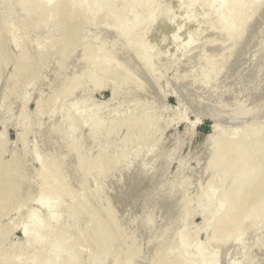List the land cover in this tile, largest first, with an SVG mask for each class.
Here are the masks:
<instances>
[{
	"label": "rangeland",
	"instance_id": "obj_1",
	"mask_svg": "<svg viewBox=\"0 0 264 264\" xmlns=\"http://www.w3.org/2000/svg\"><path fill=\"white\" fill-rule=\"evenodd\" d=\"M11 1L0 0V7L6 13L2 21L4 28L0 29V164L16 159L21 180L16 181L17 191L0 203V264H94V261L95 264H167L166 260L168 264H180L172 261L185 251V256L196 264L201 254L212 257L207 260L210 264H264V196L255 200L252 211L246 207L253 201L251 198L264 190V146H261L264 144V11H261L264 0H244L247 6L242 9L238 6L242 2L236 4V0H123V3L104 0L102 7L98 3L101 0H86L88 6L83 4L90 12L83 8V0L81 3L77 0L85 15L95 11L93 14L97 17L91 14L89 18L96 19L87 23L83 18L84 28L80 27L83 39L79 35L73 45L61 43V38L77 29L72 25L73 19L55 21L48 12L46 16L39 15L37 22L28 23L27 11L17 4L9 9ZM16 1L19 0L12 2ZM51 1L56 0L40 2ZM245 7L246 11L242 12ZM133 10L136 18L137 15L141 18L132 19V16L135 18L131 15ZM255 11L259 17L253 21L250 15L252 12L255 15ZM189 12L193 14L188 18L187 28L176 31ZM12 23L15 28L10 27ZM179 35L182 41L189 37L192 50L191 47L184 48L185 52L182 50V43L175 38ZM97 48L102 55L98 54L95 60ZM109 48L114 53L117 50L118 61L113 55L112 62L103 60L105 55L109 58L110 54H105ZM30 61L32 67H28ZM95 70L96 83L92 74ZM13 73L17 83L13 81ZM119 74L121 80L117 78ZM233 128L248 130L236 136L232 132L237 129ZM218 133L222 139L235 140L245 135L248 140L238 148V158L235 155L238 168L235 165L231 169L237 163L234 157L227 163V157L216 159L224 148L223 141L213 143ZM241 151L243 158L246 155L244 160H241ZM257 154L260 157L255 159ZM214 160L220 162L219 165L216 162V168ZM243 162H250L249 168ZM222 166L230 167V173L226 174ZM99 168L104 170L101 172ZM236 168L242 175L238 173L236 177L235 173V183L234 179L232 183L239 182L240 194L235 191L236 186L230 188L228 179ZM79 170L85 171L86 176ZM59 172L65 173L66 183L65 175L60 176ZM216 172L221 175L215 176ZM82 176L88 180L79 182ZM80 185L84 188L78 189ZM233 190L237 195L234 204L232 199L231 212L228 203ZM43 192L53 194L52 198L46 195V205ZM61 193L62 198L57 201ZM106 207L112 213L104 210ZM248 212L249 215L256 213L251 222ZM239 213L241 217L237 218ZM34 216L39 220L36 231ZM228 216L233 218L227 222ZM244 217L249 223L242 220ZM215 218L220 219L217 225L212 220ZM240 220L244 221L240 225L244 229L236 233ZM100 224L113 233L110 247L102 248L104 237L100 234ZM244 224L246 229L242 227ZM126 225L131 228L128 230ZM123 228L128 231L123 232ZM34 232L48 236L47 241L36 243ZM78 233L85 237L82 234L78 240ZM28 234L31 238L27 239ZM181 234H187L186 248L181 244L184 237ZM214 237L219 243L213 242ZM119 239L123 249L117 245ZM169 245L171 253L167 251ZM62 246L63 252L58 249ZM112 248L115 253L110 252ZM124 258L126 263L122 262Z\"/></svg>",
	"mask_w": 264,
	"mask_h": 264
},
{
	"label": "bare ground",
	"instance_id": "obj_2",
	"mask_svg": "<svg viewBox=\"0 0 264 264\" xmlns=\"http://www.w3.org/2000/svg\"><path fill=\"white\" fill-rule=\"evenodd\" d=\"M7 1V0H6ZM13 1V0H12ZM10 2V3H8V6H9V9L10 8H12L11 6H13V5H15V4H17V5H19L20 6V8L22 9V10H25V11H27V17H26V21H28V23L30 22V23H35V22H37L39 19H38V17H39V15H45L46 13H50L52 16H54V19H55V21H56V19H60V21L59 22H61L62 21V19H66V18H71V19H73L74 21L72 22V25H73V27L75 28H77V29H75L74 30V32L73 33H68V34H66V36L64 37V38H61L62 39V41L63 42H61L62 44L64 43V44H66V45H73L74 43H76L78 40V38H80L79 37V35H81V38H82V34H81V32H82V27L81 26H83V28H84V24H83V22H84V19L83 18H85L86 19V22L85 23H87V20H91L92 21V19L94 18V19H96L95 17H97V15H95V14H93V13H95V11H93V13H91L92 15H95V17H93V18H89V17H92V16H90L91 14L89 13V14H87L88 12H90L89 10H88V8H87V4L86 3H88V2H85L86 0H83L84 2H82V5H83V8H87L86 10L88 11L86 14L88 15V17H87V15H85L84 14V12H83V10L85 11V9H83L82 8V5H80L79 6V4L81 3V1H80V3H78V2H76L77 0H56V1H51V2H48V3H42V2H40V1H42V0H19V1H16V2ZM58 1V2H57ZM77 3H75V2ZM98 1V0H97ZM103 1V2H102ZM240 1L242 2V5L240 4V5H238V6H240L241 7V9L243 8V6L245 5V3H244V0L242 1V0H238V2H237V0H236V4L237 3H240ZM119 2H121V1H119ZM139 2V1H138ZM246 2V1H245ZM83 3H85L87 6L86 7H84V4ZM99 4H100V6L102 5V3H104V0H101V1H99L98 2ZM108 3V2H107ZM122 3H123V0H122ZM244 3V4H243ZM248 2H246V4H247ZM40 4V5H39ZM98 4V5H99ZM135 4V3H134ZM139 4V3H138ZM136 5V4H135ZM143 5H144V3H143ZM263 5V4H262ZM262 5L260 6L259 5V9L261 10V8L263 9V7H262ZM38 6H40V7H38ZM131 6H132V4H131ZM136 6H138V5H136ZM245 6H247V5H245ZM264 6V5H263ZM102 7V6H101ZM109 8H110V6H108ZM112 7V6H111ZM114 7V6H113ZM122 7H123V5H122ZM139 7V6H138ZM261 7V8H260ZM106 8V7H105ZM108 8V9H109ZM143 8V7H142ZM142 8H141V10H142ZM145 8V7H144ZM234 8H236L235 6H234ZM239 8V7H238ZM71 9V10H70ZM81 9H82V11H81ZM241 9H240V11H241ZM246 7H245V9L244 10H242V12H244V11H246ZM259 9H258V11H259ZM113 10V9H112ZM147 10V9H146ZM0 11H1V13H0V29L1 28H4V24H3V22H4V19H5V17H3L6 13L5 12H3L2 11V9H1V7H0ZM114 11V10H113ZM112 11V12H113ZM118 11V10H117ZM134 11H136V10H133V13H134ZM239 11V10H238ZM258 11H255L256 12V14H257V12ZM261 11H264V9L263 10H261ZM86 12V11H85ZM92 12V11H91ZM114 13V12H113ZM241 13V12H240ZM253 13V12H252ZM252 13H251V15H250V17L251 16H253L252 18H253V21L255 20V18H256V20H257V18L259 17V14H255L254 15V13H253V15H252ZM259 13V12H258ZM263 13V12H262ZM262 13H261V15H262ZM100 14V13H99ZM116 14V13H115ZM131 14V13H130ZM136 12L134 13V14H131V15H134L135 16V18H133V16H132V19H139V18H141V16L138 18V15H137V18H136ZM146 14V13H145ZM144 14V15H145ZM193 13L192 12H189L188 14H187V16H186V18H185V20L183 21V25H181V27H179V28H176V31L177 30H179V31H182V30H184L185 28H187V24H188V18H190V16L192 15ZM26 15V14H25ZM83 15V16H82ZM84 15H85V17H84ZM46 16V15H45ZM82 16V17H81ZM143 16V15H142ZM129 17V16H128ZM22 18H23V20H24V17L22 16ZM88 18V19H87ZM114 18V17H113ZM130 18V17H129ZM241 18H243V13H242V17ZM261 18V17H260ZM263 18V17H262ZM68 19V20H69ZM83 19V20H82ZM125 19V18H124ZM144 19V18H143ZM49 20V19H48ZM107 20V19H106ZM126 20V19H125ZM243 20V19H242ZM245 20V19H244ZM3 21V22H2ZM25 21V22H26ZM50 21V20H49ZM91 21H89V23L90 24H92L91 23ZM95 21V20H94ZM109 21V20H108ZM111 21V20H110ZM251 22H253L252 20H250ZM46 22V21H45ZM69 21H67V23H68ZM240 22V21H239ZM81 23V25H79ZM106 24H108L107 22H105ZM105 23H103L104 25H105ZM123 23V22H122ZM253 23H255V22H253ZM259 23V22H258ZM40 24V23H39ZM42 24V23H41ZM46 24H48V21H47V23ZM61 24V23H60ZM90 24H89V26H90ZM94 24V23H93ZM112 24V23H111ZM119 24V23H118ZM133 24V23H132ZM6 25H7V23H6ZM9 25V24H8ZM62 25H65V24H62ZM86 25V24H85ZM114 25V24H113ZM88 26V27H89ZM109 26H110V24H109ZM118 25H116V27H117ZM250 26V25H249ZM10 27H12V28H15L16 27V25L14 24V23H12L11 25H10ZM80 27H81V29H80ZM86 27H87V25H86ZM85 27V28H86ZM94 27V26H93ZM128 27V26H127ZM132 27H133V25H132ZM91 28V27H90ZM246 28V27H245ZM249 28V27H248ZM60 29V28H59ZM87 29V28H86ZM118 29V28H117ZM129 29H130V27H129ZM90 30V29H89ZM94 30V29H93ZM93 30H91V31H93ZM100 30V29H99ZM104 30V29H103ZM102 30V31H103ZM254 30H255V28H254ZM94 31H96V30H94ZM102 31H101V33H102ZM111 31V30H110ZM114 31V30H113ZM87 32V31H86ZM85 32V33H86ZM97 32V31H96ZM1 33V32H0ZM88 33V32H87ZM99 33V32H98ZM250 33H251V31H250ZM100 34V33H99ZM243 34V33H242ZM2 34H0V42H1V39H2V36H1ZM58 36V35H57ZM85 37H86V35H84ZM88 36H90L89 38H91V34L90 35H88ZM104 36H105V34H104ZM108 36V35H107ZM117 36V35H116ZM121 36V35H120ZM126 36V35H125ZM185 36V35H184ZM186 36H188V35H186ZM246 36H248V35H246ZM59 37V36H58ZM63 37V36H62ZM94 40L95 39H97V37L95 36V34H94ZM99 37H100V35H99ZM101 37H102V35H101ZM243 37V36H242ZM242 37H241V39H242ZM175 38H177V40H178V42L179 43H182V46L180 45V47H182V50H184V48H189V47H191V50L193 49L192 48V46H189L190 44H191V42L189 41V37H187L186 39H185V41H184V39H183V41H182V38L181 39H179L180 38V35L179 36H175ZM83 39V38H82ZM104 39V38H103ZM94 40H91V41H94ZM98 40H100V39H98ZM131 40V39H130ZM182 42H181V41ZM76 41V42H75ZM97 41V40H96ZM101 41H102V39H101ZM174 41V40H173ZM241 41V40H240ZM53 42V41H52ZM99 42V41H98ZM103 42V41H102ZM102 42H99V43H101L103 46H104V43H102ZM194 41H192V43H193ZM54 43V42H53ZM79 43H81V41L79 42ZM79 43H78V45H79ZM84 43L88 46V44L84 41ZM93 43V42H92ZM99 43H97L98 44V46H100L99 45ZM61 44V47L64 45H62ZM83 44V43H82ZM91 44V43H90ZM125 44H126V42H125ZM136 44V43H135ZM94 45L96 46V42L94 43ZM112 45V44H111ZM192 45V44H191ZM54 46H55V44H54ZM90 46H92V44L90 45ZM97 46V47H98ZM102 46V47H103ZM114 46V45H113ZM130 46V43H129V45H128V47ZM173 46V45H172ZM121 47V46H120ZM178 47V46H177ZM52 48H53V46H52ZM100 48V47H99ZM174 48V47H173ZM54 49V48H53ZM108 49V48H107ZM111 49H112V46H111ZM111 49L109 48V51H110V53H109V51L107 50L106 51V53L105 54H110L109 55V58H107L108 57V55H105V54H103V55H105L104 57H103V60H104V58H105V61L107 60L108 61V63H109V60L111 59V61L110 62H112L113 61V57H114V59L116 58V61H118V59H117V57H115V53H116V49H115V53L114 52H112L113 51V49H112V51H111ZM190 49V48H189ZM188 49V50H189ZM97 54H95L97 57H94V59L95 58H98L99 57V55L101 56L102 55V52H100L99 51V49L97 48ZM103 50V49H102ZM138 50V49H137ZM180 50H181V48H180ZM82 51H83V49H82ZM119 51V50H118ZM101 54H100V53ZM108 52V53H107ZM152 52V51H151ZM182 52V51H181ZM184 52H185V50H184ZM187 52V51H186ZM175 53V52H174ZM99 54V55H98ZM117 54V53H116ZM182 54V53H181ZM58 55V54H57ZM112 55H113V57H112ZM134 55V54H133ZM71 56H73L72 54H71ZM21 60V59H20ZM96 60V59H95ZM98 60V59H97ZM128 61V60H127ZM97 62V61H96ZM98 62H100L99 60H98ZM96 63V67H98L97 65L99 64V63ZM104 62V61H103ZM19 63V62H18ZM93 63H95V62H93ZM93 63H91L90 65L92 66V64ZM101 63V62H100ZM105 63V62H104ZM114 64H115V62H114ZM101 65H103L104 66V64L103 63H101ZM105 65H106V63H105ZM108 65V64H107ZM33 66V62L32 61H30V62H28V67H32ZM121 66V65H120ZM127 66V65H126ZM125 66V67H126ZM129 66V65H128ZM89 67V66H88ZM94 67H95V65H93L92 66V68L94 69ZM124 67V68H125ZM130 67V66H129ZM18 68V67H17ZM120 68V67H119ZM16 69V68H15ZM89 69V68H88ZM99 69H100V67H99ZM102 69V68H101ZM22 70V69H21ZM122 70H123V68H122ZM125 70H128V68L126 69L125 68ZM132 70H133V68H132ZM137 70V69H136ZM16 71V70H15ZM84 71H86V70H84ZM102 71V70H101ZM13 72H14V70H13ZM18 72V71H17ZM88 72L89 71H87V75H89L88 74ZM95 72H97V70H95L92 74L94 75V80H95V83H96V77L95 76H97V75H95L94 73ZM85 73V72H84ZM12 74V73H11ZM116 74V73H115ZM120 75V76H119ZM118 76H117V78H121V74H119ZM133 75V74H132ZM85 76V75H84ZM83 76V77H84ZM98 76H99V73H98ZM15 77V75H14V73H13V78ZM16 77H18V76H16ZM113 77H115V75L113 76ZM111 78V79H114V81H118L117 80V78ZM84 78H87V77H84ZM92 78H91V80H92ZM119 78V79H120ZM87 79H89V77L87 78ZM116 79V80H115ZM12 80V79H11ZM15 80V78L13 79V81ZM91 80H89L90 81V83H91ZM103 80V79H102ZM121 80V79H120ZM17 81H18V79H17ZM93 81V80H92ZM14 82H16V81H14ZM97 82H98V80H97ZM102 83H103V81H101ZM99 83V85L100 84H102V83ZM119 82V81H118ZM117 82V83H118ZM123 82V81H122ZM17 83V82H16ZM95 83H92V84H95ZM117 83H115V85H117ZM119 83H121V81L119 82ZM118 83V85H117V87H119L120 86V84ZM224 87H225V85H224ZM116 90H118V89H115V91ZM249 91V90H248ZM251 95H252V93H251ZM246 97V96H245ZM252 98V97H251ZM243 99V98H242ZM257 99H258V97H257ZM246 101H247V99H246ZM250 101H251V99H250ZM244 102V101H243ZM247 106V105H246ZM262 106V105H261ZM253 107V106H252ZM251 107V108H252ZM255 108V107H254ZM254 108H253V110H254ZM259 108V107H258ZM250 110V109H249ZM257 110V109H256ZM255 111V110H254ZM258 111V110H257ZM251 113V112H250ZM262 116H263V114H262ZM255 119V118H254ZM257 119V118H256ZM263 120H264V118H263ZM247 122V121H246ZM250 122V124H252V122L251 121H249ZM261 122V121H260ZM263 122V121H262ZM248 123V122H247ZM256 123V122H255ZM264 123V122H263ZM258 124H259V122H258ZM245 125V124H244ZM261 126H263L262 125V123L260 124ZM260 125L258 126L259 128H260ZM252 126V125H251ZM253 126H254V124H253ZM256 126V125H255ZM240 127H242V126H240ZM244 127V126H243ZM246 127H247V125H246ZM248 127H249V125H248ZM238 128V127H237ZM236 128V129H237ZM255 128V127H254ZM253 128V129H254ZM236 129H234L233 128V130H236ZM251 129V128H250ZM262 129V128H261ZM244 130H248V129H237V131L236 132H232V133H235V135L236 136H239V135H242L243 133H245V132H242V131H244ZM250 132V131H249ZM251 132H253V131H251ZM259 132H262V130L261 131H259ZM254 133V132H253ZM258 133V132H257ZM262 134V133H261ZM228 135V134H227ZM229 136H233L234 137V134L233 135H231V133L229 134ZM241 138L240 139H235V140H231V139H222V136L220 135V133H218L217 134V136L214 138V140H213V143L214 142H216V141H223V146H224V148H222V152L220 153V155H214L215 157H216V159L218 160L219 159V157H220V159H221V157L222 156H224L226 159H227V161L225 162V163H227V162H229L228 160L229 159H231L232 157H234L235 158V160H236V154H237V152H238V148H240L241 146H243L244 144H247L248 143V140H246L245 139V135L244 136H240ZM238 138V137H237ZM256 139H253V141H255ZM148 142V141H147ZM145 143V142H144ZM249 143H251V142H249ZM217 144H218V142H217ZM243 144V145H242ZM253 144V143H252ZM259 144H260V142H259ZM264 146V144H261V146ZM248 146V145H247ZM246 146V147H247ZM256 146H257V143H256ZM213 147H216L217 148V146L215 145V146H213ZM249 147V146H248ZM260 147V146H259ZM259 147L258 148H256V150H259ZM221 149V148H220ZM250 149V148H249ZM252 149H255V148H252ZM261 149H262V147H261ZM217 150V149H216ZM219 150V149H218ZM245 151V154H246V149H244ZM214 151H215V148H214ZM263 152V151H262ZM217 152L215 151V154H216ZM241 153H242V151H241ZM248 153H250V152H247V154ZM254 153V152H253ZM259 153V152H258ZM69 154V153H68ZM68 154H67V156H68ZM214 154V153H213ZM260 154H261V150H260ZM62 156H65V155H62ZM238 156H239V154H237V158H238ZM248 156V155H247ZM253 156V155H252ZM256 156V158L255 159H257V156H259L260 157V155H255ZM240 157H242L241 158V160H244L245 159V157H246V155L244 156V158H243V153L241 154V156ZM64 158V157H63ZM248 158V157H247ZM246 158V159H247ZM262 158H263V156H262ZM213 159H214V157H213ZM258 160H259V158H258ZM262 160V159H261ZM222 161H223V158H222ZM232 161V160H231ZM253 161V160H252ZM82 162V161H81ZM216 162H218V161H216ZM216 162H215V160H214V162H213V164H216ZM236 162H237V160H236ZM239 162V161H238ZM238 162L237 163H234L233 165H232V167H231V169H233V168H235V165L236 164H238ZM18 162L16 161V159H12V160H10L9 162H3V163H1L0 164V203H4L5 201H7L8 200V196L11 194V193H13V191L14 192H16L17 190H16V187H18V185H16L17 184V182L16 181H19V180H21L20 179V173H18V168H17V166H18V164H17ZM219 163L220 162H218L217 164L219 165ZM233 163V162H232ZM244 163V162H243ZM214 165V167L215 166H218V165ZM230 164V163H229ZM245 164V163H244ZM248 163H246L245 165H247ZM250 162H249V164H248V168H249V166H250ZM253 164V163H252ZM61 165V164H60ZM81 165V163L79 162V166ZM84 165V164H83ZM100 165H102V164H100ZM223 165V164H222ZM241 165V164H240ZM76 166H78L77 164H76ZM94 166V165H93ZM96 166V165H95ZM234 166V167H233ZM237 166V165H236ZM81 167V166H80ZM86 167V166H85ZM213 167V168H214ZM221 167V166H220ZM222 167H224V166H222ZM227 167V166H226ZM226 167H224V171H227L226 172V174H229L230 173V170L231 169H229L230 167H228V168H226ZM240 168H241V166H239ZM244 167V166H243ZM245 167H247V166H245ZM255 167V166H254ZM261 167V166H260ZM65 168V167H64ZM79 168V167H78ZM82 168V167H81ZM216 168V167H215ZM215 168H214V170H215ZM237 168H238V166H237ZM236 168V171H235V169H234V171L232 172V177H231V175H230V178H229V176L228 175H226V176H228V179L231 181V185H230V188H235V186H236V190L235 191H237L238 193H239V191L237 190V184L239 183V182H237L236 184H234L235 183V173H236V177H238L237 176V174L239 173V172H241V171H239V172H237V169ZM251 168H252V166H251ZM250 168V169H251ZM259 168V167H258ZM263 168H264V163H263ZM63 169V168H62ZM80 169V168H79ZM92 169V168H91ZM102 169V168H101ZM226 169H228V170H226ZM65 170V169H64ZM76 170H77V168H76ZM75 170V171H76ZM98 170H100V168L98 169ZM104 169H102V170H100L101 172L103 171ZM216 170H218V169H216ZM215 170V171H216ZM222 170H223V168H221V170H219V172H221L222 173ZM245 170V169H244ZM247 170H249V169H247ZM261 170V169H260ZM63 171V170H62ZM67 171H68V169H67ZM73 171H74V168H73ZM93 171V170H92ZM91 171V172H92ZM94 171H96L95 169H94ZM243 171V170H242ZM72 172V171H71ZM78 172V171H77ZM81 172V170H79V173ZM218 172V173H219ZM249 172H250V170H249ZM60 173V172H59ZM98 174H100L99 172H97ZM217 172H216V174H215V176L217 175H219ZM233 173H234V175H233ZM259 173V172H258ZM65 175V173L63 172V173H60V176H63V175ZM68 174H70V172L68 173ZM67 174V175H68ZM77 174V173H76ZM84 174H85V176H86V172L84 171L83 173L81 172V175H83L84 176ZM89 174H90V172H89ZM103 174V173H102ZM225 174V173H224ZM245 174H246V171H245ZM248 174V173H247ZM246 174V175H247ZM251 174H252V171H251ZM261 174V173H260ZM221 175V174H220ZM239 175H242V173H239ZM59 176V175H58ZM59 176V179L60 178H62V177H60ZM83 176H82V180H79V182H83V180L84 179H86V180H88V178H84L83 179ZM87 176H88V172H87ZM102 176V175H101ZM243 176H245V175H243ZM242 176V177H243ZM251 176V175H250ZM63 177H65V180L63 179V181H65V183H66V175L65 176H63ZM72 177V176H71ZM73 177H74V175H73ZM79 177H81L80 175H79ZM106 178V177H105ZM245 178H247V176L245 177ZM73 179V178H72ZM227 179V180H228ZM233 179H234V183H232V181H233ZM237 179H239V178H237ZM264 179V178H263ZM60 180H62V179H60ZM75 180V179H74ZM240 180V179H239ZM243 180V179H242ZM213 181V180H212ZM237 181V180H236ZM244 181V180H243ZM74 182H76V185H77V180H75ZM229 182V181H228ZM258 182V181H257ZM68 183H69V181H68ZM67 183V184H68ZM240 183H242V182H240ZM247 183V182H246ZM249 183V182H248ZM62 184H64V182L62 183ZM66 184V185H67ZM72 184V183H71ZM82 184V183H81ZM84 184H87V181H86V183H84ZM229 184H230V182H229ZM233 184V185H232ZM244 185H245V181H244V183H243ZM243 184H242V186H243ZM239 185V184H238ZM50 186V185H49ZM48 186V187H49ZM62 186V185H61ZM74 186V185H73ZM240 186L241 185H239L238 187L240 188ZM68 187V186H67ZM81 187V188H80ZM229 187V186H228ZM84 187L83 186H79V188L78 189H83ZM229 188V190H231L232 191V189H230ZM60 189V188H59ZM66 189V188H65ZM242 189V188H241ZM244 189V188H243ZM242 189V190H243ZM256 188H254L253 190H255ZM45 190V188H43V191ZM47 190V189H46ZM73 189H71V191H72ZM257 190V189H256ZM53 191V190H52ZM75 191V190H74ZM227 191V194H228V190H226ZM234 191V190H233ZM235 191H234V193L232 194L233 195V197H231L230 198V203H228V205H230V206H228L229 207V209L231 210V212H233V207L231 206V202H232V199L234 198V196H235V198H236V195H237V193H236V195H234L235 194ZM260 191H261V189H260ZM48 192H49V189H48ZM61 192V191H60ZM63 192V191H62ZM70 191H68L67 193H69ZM248 192V191H247ZM44 193H46V192H43L42 193V196L44 195ZM246 193V192H245ZM259 193V191L257 192V194ZM66 194V191H65V193L63 194V195H65ZM78 194H80V191H79V193ZM226 194V195H227ZM240 194V193H239ZM251 194V193H250ZM46 195H49V193H47V194H45L43 197H44V201H45V205L47 204V200H46ZM51 195H53V194H51ZM51 195H49L50 196V198H52L51 197ZM56 195L57 194H55V196H53V198H56ZM67 195H69V194H67ZM229 195V194H228ZM247 195V194H246ZM262 195L264 196V190L262 191V194H259L258 196H256V197H254V198H251V200H253L252 202H250V203H248L247 204V208H249L250 209V211H252V206H254V204L256 203L255 202V200L257 201V199H259V198H261L262 197ZM48 196V197H49ZM62 193H61V195L60 196H58V198H56V200L58 201V199H61L62 197ZM230 196H231V193H230ZM229 196V197H230ZM175 197V196H174ZM235 198H234V202H233V204L235 203ZM243 198V197H242ZM244 199V198H243ZM242 199V200H243ZM49 200V202H50V199H48ZM53 200V199H52ZM174 200V199H173ZM239 199H238V197H237V200L236 201H238ZM44 201L42 202V205H43V203H44ZM245 201V200H244ZM261 201H262V199H261ZM52 202V201H51ZM167 202V201H166ZM56 203V202H55ZM55 203H53V205L55 204ZM175 203V202H174ZM245 203H247V201L245 202ZM244 203V204H245ZM263 203V202H262ZM52 204V203H51ZM57 204V203H56ZM171 204V203H170ZM180 204V203H179ZM1 205V204H0ZM174 205V204H173ZM177 205V204H176ZM175 205V206H176ZM264 205V204H263ZM262 205V206H263ZM2 206V205H1ZM49 206V203H48V205H47V207ZM170 206V205H169ZM227 206V205H226ZM260 206V205H259ZM261 206V207H262ZM237 207V206H236ZM261 207H259V216H261L260 215V213L262 212V208ZM105 208V207H104ZM103 208V209H104ZM172 208H173V206H172ZM172 208H171V210H172ZM101 209L102 211H100L101 213H103V211L104 210H107L108 208L106 207V209ZM110 209V208H109ZM236 208L234 207V210H235ZM248 209V210H249ZM256 209V208H255ZM258 209V208H257ZM264 209V208H263ZM227 210H228V208H227ZM237 210H239V207H238V209ZM236 210V211H237ZM246 210V209H245ZM247 210V211H248ZM108 211V213H110L111 212V209L110 210H107ZM107 211H106V215H107ZM110 211V212H109ZM173 211L174 210H172V213H173ZM241 211V210H240ZM244 211V210H243ZM255 212H256V210H254ZM246 212V211H245ZM255 212H253L255 215H256V213ZM112 213V212H111ZM113 213H115L114 212V210H113ZM170 213V212H169ZM229 213V212H228ZM253 213L251 214L250 213V215H251V217H252V215H253ZM223 214V213H222ZM52 215H54V214H52ZM69 215H71V213L69 214ZM98 215H101V214H98ZM113 215V214H112ZM116 215V214H115ZM227 215V214H226ZM231 214H229V216H230ZM236 215V214H235ZM248 215H249V212H248ZM250 215L248 216L249 217V219L248 220H252L253 219V217L252 218H250ZM255 215H253L254 216V218H255ZM95 216L97 217V213L95 214ZM228 216V220H227V222L229 221V219H232L233 217H229ZM244 216L246 217V213L244 214ZM100 217V216H99ZM168 217V216H167ZM225 217V216H224ZM227 217V216H226ZM241 216H240V213H239V215L237 216V218H240ZM245 217L242 219V220H244L245 219ZM247 217V218H248ZM256 217H258V216H256ZM65 218H66V216H65ZM70 217H68L67 216V218L66 219H69ZM111 219L113 218V216H111L110 217ZM118 217H117V215H116V219H117ZM131 218H132V216H131ZM175 218V217H174ZM96 219H98V218H96ZM171 219V218H170ZM221 219H222V217H221ZM71 220V219H70ZM113 220V219H112ZM117 220H119V219H117ZM131 220V219H130ZM160 220H161V218H160ZM174 220V219H173ZM213 220V222L215 221V224L217 225V222H219V218L217 219V218H215V219H212ZM242 220H240L241 222H240V224H239V227H237V232L236 231H234V232H236V233H238L239 231H240V228H241V226L240 225H243V223H244V221L246 220H244L243 222H242ZM251 220H250V222H251ZM254 220V219H253ZM256 220V219H255ZM39 220H38V217H36V216H34V219H33V223H34V225H35V231L38 229L37 227H38V222ZM69 221V220H68ZM126 221L127 220H125V223H126ZM61 222H63L62 220H61ZM61 222H60V224H61ZM100 222H101V220H100ZM118 222V221H117ZM119 222H121L120 220H119ZM118 222V223H119ZM168 222V221H167ZM233 222V221H232ZM237 222H239V219H238V221ZM68 223H70V222H68ZM74 223V222H73ZM94 223V222H93ZM128 224H129V221L127 222ZM211 223H212V221H211ZM221 223H222V221H221ZM245 223H249V221H245ZM67 224V223H66ZM84 224V223H83ZM97 224V223H96ZM117 224V223H116ZM130 224H133L132 222L130 223ZM135 224V226L136 227H138V225L136 224V223H134ZM139 224V223H138ZM180 224V223H179ZM178 224V225H179ZM62 225V224H61ZM60 225V226H61ZM87 225V224H86ZM121 225V224H120ZM120 225L118 226V227H120ZM245 225V224H244ZM251 225V224H250ZM59 226V227H60ZM69 226V225H68ZM111 226V225H110ZM123 226H125L124 225V220H123ZM122 226V227H123ZM134 226V227H135ZM142 226V225H141ZM223 226L225 227V224H223ZM62 227H64V224H63V226ZM90 227V226H89ZM96 227V226H95ZM100 227H101V224H100ZM106 228H107V226H105ZM126 227L128 228V230H129V227L131 228V226H127L126 225ZM135 227V228H136ZM178 227V226H177ZM242 227H245V229H246V225L245 226H242ZM65 229H66V226L64 227ZM125 228V227H124ZM124 228H123V230H124ZM216 228V227H215ZM215 228H214V230H215ZM77 229H79L78 228V226H77ZM83 229H84V231H85V228L83 227ZM133 229V228H132ZM177 229V228H176ZM244 229V228H243ZM242 228H241V231L243 230ZM25 230V229H24ZM67 230V229H66ZM80 231L82 230V228H80L79 229ZM94 231H95V229H93ZM98 230H99V228H98ZM108 230H109V226H108ZM126 230L127 229H125L123 232H126ZM127 230V231H128ZM80 231H78V232H80ZM91 231H92V229H91ZM97 231V230H96ZM119 231H120V236L122 237L121 239H123V236L121 235V231H122V229L120 228L119 229ZM118 231V232H119ZM217 231H218V229H217ZM240 231V232H241ZM29 231H25L24 233H28ZM60 232H61V230H60ZM63 232V231H62ZM82 232V231H81ZM225 232V231H224ZM3 233V232H2ZM32 233V232H31ZM35 233V232H34ZM67 233V232H66ZM84 233V232H83ZM83 233H78V240H79V237H81V235L83 234ZM97 233H98V231H97ZM223 233V232H222ZM222 233H221V235H222ZM86 234H88V233H86ZM93 234H94V232H93ZM100 234H102V237H104V240L102 241L103 243H102V248H107L106 246H108V247H110V245H108L111 241H112V239L114 240V236L111 234V233H109L108 231H106V230H104V227L102 226L101 227V232H100ZM179 234V233H178ZM220 234V233H219ZM218 234V235H219ZM35 235V240L37 239V241H36V243L38 242V243H40V244H42V243H45V241H47V238H48V236H45V234L44 235H41V233L40 234H34ZM80 235V236H79ZM99 235V234H98ZM124 235V234H123ZM184 234H181V236H183ZM225 235V234H224ZM224 235H222L223 237H224ZM255 235V234H254ZM257 235V234H256ZM179 236V235H178ZM186 236H187V234L186 235H184V237L181 239V244L184 246V248H186V246L187 245H189V243H188V241H187V238H186ZM258 236V235H257ZM28 237H30V234H28V236H27V239H28ZM82 237H85L84 236V234H83V236ZM81 237V238H82ZM92 237V236H91ZM93 237H94V235H93ZM119 237V236H118ZM223 237H221L222 239H223ZM31 238V237H30ZM87 238V237H86ZM124 238H125V236H124ZM85 239V238H84ZM88 239V238H87ZM180 239V238H179ZM216 239H218L217 238V236H216ZM215 239V237H214V239H212V240H214L213 242H216L217 240ZM222 239H220V241H222ZM35 240H33V241H35ZM94 240H95V238H94ZM102 240V239H101ZM116 240V239H115ZM190 240V239H189ZM212 240L209 242V243H211L212 242ZM121 241V242H120ZM125 241V240H124ZM172 241V240H171ZM171 241H170V243H171ZM180 241V240H179ZM83 242V241H82ZM92 242V241H91ZM97 242H98V240H97ZM101 242V241H100ZM113 242V241H112ZM115 242H117V241H115ZM218 243H219V241H217ZM217 242H216V244H217ZM78 243V242H77ZM88 243V242H87ZM93 243V242H92ZM91 243V244H92ZM119 243H122V240H120L119 239V241H118V243H117V245H119L120 247L122 246V244H119ZM178 243V242H177ZM65 244H66V242H65ZM82 244H84V242L82 243ZM89 244V243H88ZM94 244V243H93ZM169 243H167V245H168ZM213 244V243H212ZM215 244V243H214ZM60 245V244H59ZM62 245V244H61ZM78 245V244H77ZM76 245V246H77ZM114 245L116 246V244L114 243ZM166 245V246H167ZM177 245V244H176ZM80 247H82L83 248V245L81 246V245H79ZM96 246V245H95ZM182 246V247H183ZM88 246H86V248H87ZM99 247V246H98ZM133 247H134V245H133ZM78 248V247H77ZM76 248V249H77ZM91 248V249H90ZM114 248V247H113ZM113 248H112V251H110L111 253H115V252H113ZM119 248V247H118ZM118 248H117V252H118ZM128 248H130V246L128 245ZM173 248V247H172ZM50 249V248H49ZM60 251H62L63 252V250H64V248H63V246L62 247H60V248H58ZM58 249H55V250H58ZM63 249V250H62ZM71 249H72V247H71ZM89 249H90V251H91V253H92V256H94L95 255V252L93 253L92 251H94V250H92V247L90 246L89 247ZM109 249V248H108ZM115 249V248H114ZM122 249H123V246H122ZM124 249H125V246H124ZM126 249H127V244H126ZM125 249V250H126ZM167 249H168V247H167ZM80 250V249H79ZM79 250H78V252H79ZM95 250H96V247H95ZM125 250H122V251H124L125 252ZM165 250V248L163 249V251ZM172 251L171 249H170V245H169V249L167 250V251ZM51 252H52V250H50ZM131 251H132V249H131ZM166 251V250H165ZM165 251H164V253H165ZM169 251V253H171ZM204 251V250H203ZM202 251V252H203ZM46 252V251H45ZM81 252V251H80ZM99 252H100V248H99ZM98 252V254H100ZM127 252H128V250H127ZM41 253V252H40ZM55 253V254H54ZM53 253V256L54 255H56V252H54ZM76 253V252H75ZM160 253H161V250H160ZM184 253H186V251L184 252ZM183 252H181V253H179L177 256H176V258L174 259V261H172V262H180V264H189V263H195L196 261H193L192 259H190L188 256H185V254H184ZM200 253V252H199ZM245 253V252H244ZM58 254H60V252H58L57 253V255ZM77 254V253H76ZM108 254V253H107ZM119 254H120V252H119ZM121 254H122V252H121ZM166 254V253H165ZM167 254H168V252H167ZM187 254H188V252H187ZM204 254H205V251H204ZM42 255H43V253H42ZM50 255H52V254H50ZM61 255V254H60ZM124 255V254H123ZM123 255H122V257H123ZM125 255H126V253H125ZM128 255L130 256V253L128 252ZM169 255V254H168ZM172 255H173V253H172ZM44 256V255H43ZM52 256V257H53ZM65 256H67V255H65ZM68 256H69V254H68ZM67 256V257H68ZM70 256H71V254H70ZM75 256V255H74ZM100 257H101V255H99ZM158 256H159V254H158ZM39 257V253H38V255H37V258ZM51 257V256H50ZM76 257H78V256H76ZM75 257V258H76ZM127 257V256H126ZM165 257V256H164ZM171 257V256H170ZM175 257V256H174ZM37 258H36V260H37ZM39 258H42V257H39ZM38 258V260H40ZM47 258V257H46ZM48 258H49V256H48ZM54 258H58L57 256H55ZM70 258V257H69ZM92 258V257H91ZM94 258V257H93ZM129 258V257H128ZM210 258V256H208V254H206V255H203V254H201V256H200V258L199 259H197V263L198 264H205V263H207V264H210L209 262L210 261H207V260H210L209 259ZM43 259H45V258H43ZM51 259V258H50ZM122 259V258H121ZM127 259V258H126ZM131 259V258H130ZM168 259V258H167ZM170 259H173V257H171ZM42 260V259H41ZM46 260V259H45ZM92 260V262L91 263H93V259H91ZM96 260V259H95ZM100 260V259H99ZM164 260V259H163ZM237 260V259H236ZM49 261H51V260H49ZM71 261V260H70ZM75 261H77V259H75ZM168 260H166V263L168 264V262H167ZM122 262H125V258H124V260H122ZM128 262H129V259H128ZM127 262V263H128ZM171 262V263H172ZM216 262V261H215ZM21 263V262H20ZM40 263V262H39ZM74 263V262H73ZM73 263H71V264H73ZM96 263H97V260H96ZM101 263V262H100ZM126 263V262H125ZM156 263H157V261H156ZM158 263H160V261L158 262ZM163 263H165V261L163 262ZM21 264H24L23 262L21 263ZM74 264H76V262L74 263ZM94 264H95V261H94ZM196 264V263H195Z\"/></svg>",
	"mask_w": 264,
	"mask_h": 264
}]
</instances>
